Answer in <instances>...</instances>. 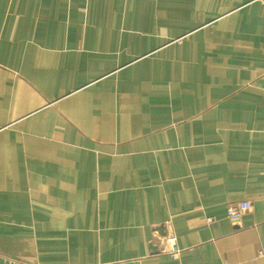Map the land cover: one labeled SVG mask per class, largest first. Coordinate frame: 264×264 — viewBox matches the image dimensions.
<instances>
[{
  "label": "crops",
  "instance_id": "0c3cea01",
  "mask_svg": "<svg viewBox=\"0 0 264 264\" xmlns=\"http://www.w3.org/2000/svg\"><path fill=\"white\" fill-rule=\"evenodd\" d=\"M177 262L264 264V0H0V264Z\"/></svg>",
  "mask_w": 264,
  "mask_h": 264
},
{
  "label": "built area",
  "instance_id": "2783aa9c",
  "mask_svg": "<svg viewBox=\"0 0 264 264\" xmlns=\"http://www.w3.org/2000/svg\"><path fill=\"white\" fill-rule=\"evenodd\" d=\"M249 210L250 204L247 201L229 203L226 207L225 218L231 223L238 224ZM206 222L210 224L213 222V219L208 218ZM166 226L168 228V224ZM157 253L166 255L174 261L178 260L181 251L176 245L174 234L169 229H167L163 237L159 238L157 242Z\"/></svg>",
  "mask_w": 264,
  "mask_h": 264
}]
</instances>
